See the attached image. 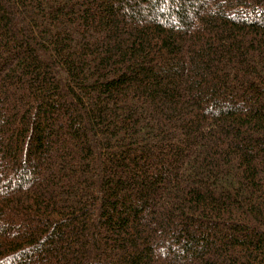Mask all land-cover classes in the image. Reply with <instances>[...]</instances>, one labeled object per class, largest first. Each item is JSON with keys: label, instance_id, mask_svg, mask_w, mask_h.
Masks as SVG:
<instances>
[{"label": "trees", "instance_id": "1", "mask_svg": "<svg viewBox=\"0 0 264 264\" xmlns=\"http://www.w3.org/2000/svg\"><path fill=\"white\" fill-rule=\"evenodd\" d=\"M0 264H264V0H0Z\"/></svg>", "mask_w": 264, "mask_h": 264}]
</instances>
